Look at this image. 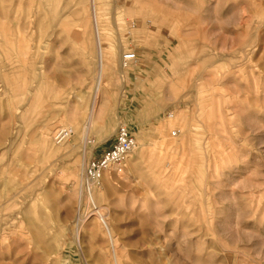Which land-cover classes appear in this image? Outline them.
Here are the masks:
<instances>
[{
	"label": "rangeland",
	"instance_id": "rangeland-1",
	"mask_svg": "<svg viewBox=\"0 0 264 264\" xmlns=\"http://www.w3.org/2000/svg\"><path fill=\"white\" fill-rule=\"evenodd\" d=\"M121 122L140 155L95 189L115 263L78 176ZM0 264H264V0H0Z\"/></svg>",
	"mask_w": 264,
	"mask_h": 264
},
{
	"label": "built area",
	"instance_id": "built-area-1",
	"mask_svg": "<svg viewBox=\"0 0 264 264\" xmlns=\"http://www.w3.org/2000/svg\"><path fill=\"white\" fill-rule=\"evenodd\" d=\"M137 60L132 50L122 53L123 67ZM71 136V128L57 127L53 132V141L62 143ZM135 147V138L127 126L119 125L112 139L99 154H93L82 164L80 191L92 190L100 185L106 172H121L125 164V156Z\"/></svg>",
	"mask_w": 264,
	"mask_h": 264
},
{
	"label": "bare ground",
	"instance_id": "bare-ground-1",
	"mask_svg": "<svg viewBox=\"0 0 264 264\" xmlns=\"http://www.w3.org/2000/svg\"><path fill=\"white\" fill-rule=\"evenodd\" d=\"M93 6V5H92ZM243 10V8H242ZM243 13V12H242ZM245 13V12H244ZM243 13V14H244ZM242 14L241 17H244V15ZM99 13H98V10L96 9V6L94 5V9L92 11V15H91V18H92V24H93V35H94V41H95V45H96V56H97V70H96V75H95V87H94V93H93V97H92V101H91V105L89 107V115H88V118L83 126V129H82V134L85 136L83 139L86 141V136H88L89 134V131L92 129L93 127V124H94V121H95V118L100 110V106L102 105L103 103V94H102V88H101V85H102V82L104 80V71L107 67V63H105V49L104 47L106 46L105 45V38H104V35H105V27L104 25L101 23V21H99ZM241 23V22H240ZM245 23L244 20H243V23H242V27L245 28ZM247 24V23H246ZM242 29V28H241ZM243 32H244V29H243ZM245 35V34H244ZM243 35V36H244ZM245 38V37H243ZM233 42V41H232ZM107 48V47H106ZM135 62V61H134ZM120 67L123 69L124 67L122 66V63L120 61ZM103 96V97H102ZM170 117H172V113L170 114ZM119 125H124V126H127L125 122H121ZM64 127H68L70 128L69 126H64ZM73 131L71 129V135H72ZM81 133V132H80ZM134 136V132H131ZM176 131H172V134L173 135H176L175 134ZM81 135V134H80ZM82 136V135H81ZM134 138H136V141H137V144L135 142V147L129 152L127 153V155L125 156V159H127L131 166H133V164L136 162L135 161V158L133 157L134 154H132L134 151L137 153V156L140 155V148L142 147L143 143H142V140H141V137L139 135V132L135 134ZM66 141V140H65ZM64 141V142H65ZM64 142L62 143H59L57 145H61L63 144ZM87 142V141H86ZM86 155V151L85 153H83V156ZM135 161V162H134ZM81 169H82V166H81ZM81 169H80V172H79V176H81ZM106 175V174H105ZM105 175L103 176V178L105 177ZM102 178V179H103ZM96 188L92 189V190H85V191H81L82 193H84L87 201H89V203H93L94 207L97 208V210L95 211L96 215L99 217V219L102 221V223L104 224L106 230H108V234L110 235V241H111V249H112V255H113V258L115 259V263H117V260H116V253H115V245H114V240L112 238V233H110L109 229H108V225L104 219V216L102 215L100 209H99V206L96 205L97 201L101 200L103 197H102V193H98L96 190ZM88 203V202H87ZM101 208V207H100Z\"/></svg>",
	"mask_w": 264,
	"mask_h": 264
}]
</instances>
